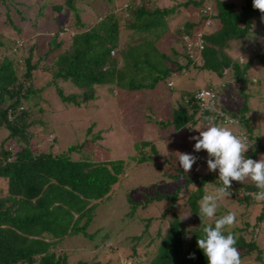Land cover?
<instances>
[{"label": "trees", "instance_id": "16d2710c", "mask_svg": "<svg viewBox=\"0 0 264 264\" xmlns=\"http://www.w3.org/2000/svg\"><path fill=\"white\" fill-rule=\"evenodd\" d=\"M105 1L108 4L106 5L107 12L98 22L88 23L79 16V9L75 6L76 0H64L62 3L34 0L30 4L17 3L15 0H0V7H4L7 22L11 25L12 31H16L18 35L23 31L22 23L31 22V25L36 28L42 20L48 19L49 10L61 12L70 9L73 11L75 19L73 24L77 29L71 30L69 26H64L50 37L46 55L55 52V57L48 65L41 66L52 73V78L47 81V85H54L56 93L66 103L74 101V104L79 105L81 101L73 98L77 94H82V100H89L94 96L96 85L114 84L116 87H127V89L153 87L159 78L168 77L174 70L193 61V58L189 57L186 52H182L186 60L184 65L178 64L175 60L173 63L176 62L177 67L168 64L162 72L158 70L159 75L152 76L151 82L147 85L137 83L131 77L127 80L128 84L124 85L121 76L125 69L136 71L135 73H139L141 78L152 75L151 61L147 58L148 53L142 50L147 47L148 41H137L126 48H118L120 19L116 13L117 7L112 4L113 0ZM214 2L220 26L206 37L207 45L198 57L202 59L203 67L219 75L223 74L225 68H231L233 73L238 75L237 81L243 84V75L250 68L252 61L249 59L241 65L239 61L233 60L227 50L232 40L238 38L243 40L253 32L254 22L262 13L253 8V0H245L240 9L230 2L222 0H214ZM96 3L87 6L95 11L99 9L97 8L99 4ZM104 3L102 1L101 6ZM190 3H194L196 7L203 4L202 1L186 0L181 5L186 7ZM23 7L29 10V16H25ZM128 8H132L134 17L129 26L133 29V34H136V30L150 31L162 23L166 24V17L174 11L175 5L147 9L146 4L141 2L135 5L127 4L125 9ZM192 26V22H185L181 29L174 32V35L177 38L180 32L189 33ZM61 33L64 36L66 34L70 36L71 42L67 48L64 46V39L59 37ZM2 44L3 42L0 41V45ZM20 45H23V41L19 43ZM137 46L141 48V55L139 53L138 58H130L131 48ZM20 47H11V52L16 54ZM172 47L171 54L178 55V49L175 46ZM31 57L32 53L23 60L18 59V62L25 66V79L30 83L28 87L24 86L25 81L18 83L19 79L15 72L18 64H14L13 58L5 56L0 62V127H5L8 130V139L19 145L14 152L8 147L0 149V178L7 180V186L2 188L5 193L0 195V264H72L66 255L56 254L53 249L58 248L66 237L75 234H82L91 241L98 239L99 242L95 246L102 243L100 239L106 240L109 232L103 233V228L100 227L93 232L86 231V228L93 222L96 208L109 201L113 186L120 181L125 161L123 159L95 160L74 157L73 153H80L83 150L86 140L77 145H71L67 150L59 153L50 149L45 151L32 149L29 143L33 136L29 130L33 125L42 124V120L37 116H35L37 119H33L34 116L30 111L25 110L22 102L28 101L30 95H36L37 99L41 100L40 92L47 85L38 86L31 78L32 72L39 68L38 62L31 61ZM258 57H261L260 60L264 63V53ZM118 62L120 67L117 66ZM59 80L62 81L59 82ZM65 82H69L74 88L75 86L80 88V90L76 89L78 93L65 94L62 86ZM242 84L241 86L245 88ZM222 87H228L226 81ZM192 95L186 99L188 101L181 102L178 108L173 109L171 120L159 121V123L162 126L173 125L175 130H179L189 122L204 120V114L207 112L196 118L198 105ZM35 105L42 107L38 105V101ZM38 111L41 113L44 109L39 108ZM189 111L192 112L189 113ZM246 111L245 106L240 109L238 115L234 112L233 115L238 117L251 143L254 144L245 157L258 161V154L264 152V143L258 131H253L251 119L246 116ZM148 157L149 155H145L140 160H147ZM132 158L135 157L132 156ZM178 177L174 175L172 178L176 181ZM193 182L198 186L188 193L187 202L191 212L199 216V200L206 194L205 186L206 189L208 185L214 187L213 184L220 187L221 183L218 181V172L203 176L196 173L188 177L187 184ZM232 183L235 190L242 186L248 192L259 190L252 183L242 184L236 181ZM180 190V187H176L172 193L165 194H159L157 191L155 197L146 199L147 202L155 199H169L166 210L161 213L162 219L167 216V213L170 215L168 228L165 233L158 229L156 236L150 235L151 238L142 246L139 245L141 234L134 235L131 238L134 240L130 247L131 252L126 257L129 264H208L202 250L197 246V240L202 236L203 226L207 224L214 226V220L200 219L195 229H191L190 237H188L181 228L183 221L172 210ZM251 198L252 196L247 194L239 196L237 200L247 203ZM261 202L263 208L258 215L259 220L264 217V201ZM135 204L137 203L133 202V205ZM134 209L135 207L132 211ZM144 220L146 221L144 230L148 231L151 217ZM243 224L249 227L247 220ZM242 228L232 229L231 232L241 233L244 230ZM227 233L228 231H225V235ZM234 235L236 237L235 246L240 253L241 260L250 258L254 255L253 253H256L255 259L260 264H264L263 251L257 243L242 234ZM185 238H188L186 245L183 243ZM76 264L112 263L109 260L95 262L92 259L77 260Z\"/></svg>", "mask_w": 264, "mask_h": 264}, {"label": "rangeland", "instance_id": "374dc122", "mask_svg": "<svg viewBox=\"0 0 264 264\" xmlns=\"http://www.w3.org/2000/svg\"><path fill=\"white\" fill-rule=\"evenodd\" d=\"M15 1L30 4L34 0ZM51 1L62 3L64 0ZM102 1L105 2L103 6H101ZM185 1L113 0L112 4L117 7L116 13L120 19L118 48L123 49L137 41L147 40V47L142 48V50L147 51V58L151 61L150 71L152 75L150 77L141 78L139 73H135L136 71L125 69L121 76L124 85L128 84L127 80L130 77L134 78L137 83L147 85L151 82L152 76L159 75L158 70L162 72L168 64L176 67L177 63H173V61L176 60L178 64H184L186 60L182 52L181 55H174L169 50L172 46H175L178 50L181 49L182 43L174 40L176 38L174 32L186 21L193 20V17L197 14L194 3H190V6L188 5L185 8L181 5ZM195 1L208 2V0ZM222 1L233 3L237 9H240L245 2V0ZM94 2H97V5L99 4L97 7L99 9L95 11L87 6L94 4ZM106 2L105 0H76L75 6L79 9V16L86 22L96 23L107 12L106 5L108 4ZM141 2L146 4L147 9L174 5L175 8L166 17V24L162 23L150 31L136 30V34H133L134 31L129 26V23L134 20L133 10L132 8H125L127 4L135 5ZM23 9L25 16H29V10L25 7ZM262 15L255 20L253 32L249 33L243 39L244 41L239 38L232 40L230 48L227 50L233 60L239 61L241 65H244L249 59L252 61L250 68L242 78L245 88L241 86V82L237 81L238 75L233 73L229 67L224 69L222 77L213 70L190 63L183 67L184 71L172 76L173 86L171 88L166 87L168 79L166 77L161 78L154 89L143 86L140 89L135 87L130 91L129 88L126 89L127 87L119 86L117 89L115 86H111L106 89L102 85H96L94 96L90 97L89 100H82V94L73 96L75 100L81 101L78 105L74 104L73 100L71 104L61 100L53 87L54 85H47V81L52 78V73L41 67L42 65H48L55 57V52L46 55L50 37L64 26H69L71 30L77 29L73 24L75 23L73 11L68 9L67 11L52 12L49 10L48 19L42 20L36 28L31 25V22L22 23L23 31L18 35L16 31H12L11 25L7 22L4 7H0V41L3 42L0 45V62L5 56L13 58L14 64H18V67H15L19 79L18 83L25 81L24 86L28 87L30 83L29 80L25 79V66L21 65L18 59L23 60L28 57V54L32 53L31 61H37L39 68L32 72L31 78L38 86L47 85L40 92L41 100H38L36 95H30L28 101L22 102L25 110L30 111L34 116L33 119H37L35 117L37 116L42 120V124L33 125L29 130V132H32L31 136H33L29 143L32 149L39 151L50 149L59 153V151L67 150L71 145H77L86 140L82 152L73 153L74 157L81 158L84 157V154H90L93 156L90 158L95 160L123 159L125 161L120 181L113 186L109 201L96 208L93 222L86 228L88 232H93L100 227L103 228V233L105 231L109 232L106 240L100 239L102 243L95 246L99 242L98 239L91 241L82 234L71 235L66 237L58 248L53 249L56 254L66 255L68 261L72 264H76L77 260L89 261L92 259L95 262L109 260L112 264H129L126 257L131 252L130 247L134 242L131 238L134 235L141 234L139 245L142 246L151 238L150 235L156 236L158 229L165 233L168 228L170 215L167 213V216L162 219L161 213L166 210L169 199H155L150 202H147L146 199L152 196L155 197L157 191L159 194L172 193L176 187H180L181 190L172 206V210L179 215L183 221L181 228L190 237V231L193 228L195 229L200 217L191 212L187 202L188 193L198 186L195 182L187 184L188 177L196 173L200 176L215 174L218 170L216 172L208 171V155L205 150L194 151L196 141L190 138L198 136V131L195 129L190 130L187 127L175 130L174 126L171 125L162 126L161 128L156 121L171 120L172 110L178 108V104L184 103L186 99L190 98L195 89L203 86H213L216 89L219 88L220 95L217 101L227 112L232 114L234 112L238 115L242 107H247L245 114L251 119V127L254 128V132L258 131L264 141V63L260 60L261 57H258L264 53V20L261 19ZM176 16H178V20ZM174 18L173 24L172 20ZM139 35L140 37H138ZM59 37L64 39V46L69 47L70 36L67 34L64 36L61 33ZM258 37L261 41L258 42L255 53L251 51L252 46L246 50L248 44L256 41ZM14 41L16 42L14 43ZM22 41L23 45H20V47L19 43ZM32 45L36 46L33 47ZM11 47L20 48L14 54L11 52ZM130 51V58H138L141 55V48L138 46L132 47ZM118 65H120L119 62ZM61 81L59 80V82ZM225 81L228 87H222ZM62 86L65 94L78 93L76 89L80 90L76 86L75 88L70 86L69 82H65ZM36 101L42 107L35 105ZM39 108L41 110L43 108L44 111L40 113ZM191 112L189 111V113ZM201 112L202 109H199L198 113L196 112V118L202 115ZM207 116L204 114V118ZM203 121L201 119L188 124L196 127ZM226 127L235 132L231 125H226ZM157 129L160 130L161 135L164 133L162 137L164 147L156 148L155 146L156 151H153L154 149L151 150L149 145L141 144V141L152 140L151 136L154 135V132L156 136L158 134ZM49 137L52 140H49ZM169 140L171 144L168 146L167 141ZM1 147L12 148L13 152L19 147L17 143L15 144L11 139H8V130L5 127H0V149ZM177 152L188 153L197 157L196 163L193 164L189 172H184L179 166ZM145 155H149V157L141 162L139 159ZM132 156L135 158H132ZM174 175L179 176L176 181L172 178ZM6 186L7 180L1 177L0 195L5 193L2 188ZM213 186L209 190L205 186L204 192L211 194L219 188L217 185L213 184ZM232 195L234 194L230 193V195L219 201L215 218L234 212L236 214V224L226 229V231L243 227L244 230L241 233L235 231L234 234H242L247 239L257 243L259 248L264 251V217L258 219V215L263 208L262 202L252 198L246 203V201H238L239 196ZM133 202L137 204L133 205ZM133 207L135 209L132 211ZM186 215L188 216L183 218ZM147 217H151V223L149 230L145 231L146 221L144 219ZM215 218L208 220L213 221ZM246 220L249 223L248 228L243 224ZM187 242L188 238H185L184 245ZM253 254L250 258L242 259V264H260L255 259L256 253ZM262 257L264 260L263 252Z\"/></svg>", "mask_w": 264, "mask_h": 264}, {"label": "clouds", "instance_id": "9594fccd", "mask_svg": "<svg viewBox=\"0 0 264 264\" xmlns=\"http://www.w3.org/2000/svg\"><path fill=\"white\" fill-rule=\"evenodd\" d=\"M209 1L210 0H208V2L203 3L199 7H195L197 8L196 16L193 17V20L186 21L192 22L193 24L191 31L187 34L193 33L194 29H204L206 31L204 35L206 40V37L208 35L214 33L219 28L220 22L217 17L218 12L215 6V2L214 0L212 2ZM207 6L211 7V13L208 16L212 24L204 27L203 20H205L207 17L202 15L201 9L206 8ZM252 6L254 9L259 10L262 14H264V0H253ZM261 19L264 20V15H262ZM182 27L183 25L179 29H181ZM184 34L186 33L180 32V34L177 36V40L182 43L181 52H186L182 39V36ZM258 39L259 37L256 40ZM192 63L197 66L203 65L202 59H200L199 57H197L196 59L193 58ZM118 67H120V65H118ZM181 71H184L183 67L181 68ZM172 83V81H166L167 87L171 88L173 86ZM155 85L149 89H154ZM102 86L107 89L108 87L115 85L102 84ZM116 88L118 89V87ZM200 88L202 87H199L194 90V93L192 95L193 99L195 92ZM129 90L132 91L131 89ZM218 93H220L219 90ZM197 98L202 101V106L206 111H216V97L214 92L202 89L198 93ZM186 101L188 100H185V102ZM47 108L49 107L47 106ZM218 115L223 114L218 113ZM229 123L233 122L229 121ZM184 127H187L190 130L195 129L199 132L198 136H192L190 138L191 140L196 141V143L194 144V151L200 152L201 150H205L207 152L208 171L216 172L218 170V181L221 183V186L217 188L213 193H206L199 201L198 215L201 220L203 218H215L217 209L219 207V201L224 199L226 196L230 195L229 189L231 188L233 181L240 182L242 184L246 181H251L252 184L257 189H259V191L255 193H250V195L257 201H264V155H262L258 161L245 157V153L248 151L249 147L254 145L249 142V137L246 134H244L243 132L236 133L229 127H226V125H218L216 123V116L205 117L204 121L199 126L194 127L191 124H186ZM49 140H51V137H49ZM177 160L179 162V166L184 170V172L187 173L192 169L193 164L196 163L197 157L188 153L177 152ZM187 216L188 215L184 216L183 218H186ZM235 224L236 214L234 212H229L226 215L214 219V226L213 224H207L203 226L202 236L198 238L197 246L200 250H202L204 256L207 259L208 264H242V261L240 259V253L237 247L235 246V235L231 231H228L227 235H225L226 229L235 226Z\"/></svg>", "mask_w": 264, "mask_h": 264}, {"label": "built area", "instance_id": "2783aa9c", "mask_svg": "<svg viewBox=\"0 0 264 264\" xmlns=\"http://www.w3.org/2000/svg\"><path fill=\"white\" fill-rule=\"evenodd\" d=\"M201 13H202V15L207 17L205 20H203L204 27L211 25L212 23H211V20H210V18L208 16L211 13V7L207 6L206 8L201 9ZM205 33H206V31L204 29H201V30L200 29H197V30L194 29L193 33H191V34H187L186 33V34H184L182 36V39H183V42H184V46H185V51L187 52V54L191 58H195L196 59L198 57V54L205 48V46L207 44L206 40H205V37H204ZM262 39H263V36H262ZM258 40L261 41L260 39H258ZM258 40L248 44V48L252 46V48H251L252 52L255 51V49L257 47V44L259 42ZM248 48H246V50ZM202 89L215 93V97H216V99H215L216 111L215 112L206 111L203 108V106H202V101L197 98L198 93ZM217 98H218V89L213 88V87H202V88L198 89L195 92V94H194V99H195V102L198 105V108L202 109L201 113L207 112V113H205V115L216 116V123L217 124L236 126L237 127V130L235 131L236 133L243 132L244 134H246L248 136L245 128L241 125V122L239 121V119L236 116H234V115L230 114L229 112H227L225 109H223L218 104ZM218 113H222L223 115H218ZM225 118H227V119H225ZM229 121H232L233 123H229ZM249 142L251 143L250 139H249ZM250 148H251V146L249 147L248 151L250 150ZM244 183L251 184L252 182L251 181H246ZM229 191L232 194H234L235 196H240V197H242L244 195H247V194L250 195V193H255L253 191H250V192L246 191L243 186L240 187V189L235 190L234 186H233V183H232L231 188L229 189Z\"/></svg>", "mask_w": 264, "mask_h": 264}, {"label": "crops", "instance_id": "0c3cea01", "mask_svg": "<svg viewBox=\"0 0 264 264\" xmlns=\"http://www.w3.org/2000/svg\"><path fill=\"white\" fill-rule=\"evenodd\" d=\"M210 1H213V0H210ZM190 6V5H189ZM188 7V6H187ZM196 7V6H195ZM194 7V8H195ZM185 8V7H184ZM176 19L178 20V16H176ZM174 21H175V18L172 20V23L174 24ZM181 26H179V28H180ZM174 40H177V38H175ZM173 40V41H174ZM166 49H167V47H165ZM172 48L173 47H171L170 48V50H169V52H171L172 53ZM179 51V55H181V49L180 50H178ZM181 65V64H180ZM177 67V66H176ZM178 72H180L181 73V67L178 69V70H174V72H172V74L170 75V76H168V77H166V78H168L167 79V81H169V82H171L172 80H171V78H172V76H174L176 73H178ZM160 79H158V81H159ZM157 81V82H158ZM172 85H173V83H172ZM166 87H167V85H166ZM156 89H159V88H156ZM177 92H178V90H177ZM176 92V93H177ZM172 113H173V110H172ZM159 121H161V122H166V121H162V120H158V121H156V123H157V125H159V126H161V128H162V125L159 123ZM155 126V125H154ZM169 126V125H168ZM171 126H173V125H171ZM234 129H235V131L237 130V127L236 126H232ZM157 131H158V134H160L159 136H158V134H157V136H156V134H155V132H154V135H152L151 137L153 138L152 140H146V141H141V144H143V145H145V146H147V145H149L150 147H152L151 148V150L152 149H154L155 148V146H156V148H158V147H164L163 146V140H162V137H163V135H164V133H162V135H161V133H160V130L159 129H157ZM143 134H144V132H143ZM142 137H144V136H142ZM154 139H156V141H157V145H156V141H154ZM262 141H263V139H262ZM168 142V146L171 144V141L169 140V141H167ZM146 143V144H145ZM263 143H264V141H263ZM151 144V145H150ZM164 149V148H163ZM153 151H156V149H154ZM262 155H264V152H260L259 154H258V158H260ZM84 157L85 158H90V157H93L92 155H90V154H84ZM141 159V158H140ZM139 159V160H140ZM141 162L142 161H145V160H140ZM218 172V171H217ZM216 172V173H217ZM211 185H208V190H209V188L211 189ZM263 220H264V218H263ZM255 236V235H254ZM263 253H264V251H263Z\"/></svg>", "mask_w": 264, "mask_h": 264}]
</instances>
